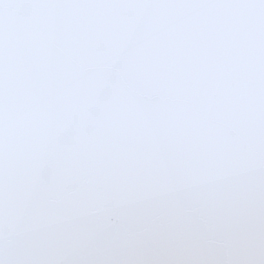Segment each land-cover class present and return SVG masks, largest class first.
Masks as SVG:
<instances>
[{"label": "water", "instance_id": "1", "mask_svg": "<svg viewBox=\"0 0 264 264\" xmlns=\"http://www.w3.org/2000/svg\"><path fill=\"white\" fill-rule=\"evenodd\" d=\"M0 264H264V0H0Z\"/></svg>", "mask_w": 264, "mask_h": 264}]
</instances>
